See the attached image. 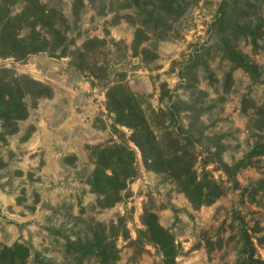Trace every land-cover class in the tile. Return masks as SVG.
<instances>
[{
  "label": "rangeland",
  "instance_id": "374dc122",
  "mask_svg": "<svg viewBox=\"0 0 264 264\" xmlns=\"http://www.w3.org/2000/svg\"><path fill=\"white\" fill-rule=\"evenodd\" d=\"M132 1L39 0L64 17L56 27L64 43L56 46L38 27L50 42L46 51L0 58L4 82L19 79L26 90L29 79L52 91L51 98L24 97L25 119L0 120V250L28 248L26 264H104L97 255L103 242L114 248L105 264H161L141 221L150 212L174 238L175 264H242L241 229L264 261V192L256 191L264 182V159H253L235 180L219 161L232 167L264 141L256 124L264 105V40L254 50L228 28L235 14L239 26L263 23L264 0H249L244 8L243 0H171L173 8L165 11ZM24 6L19 0L10 7L11 17ZM29 33L24 28L19 37ZM226 39L257 66L258 78L231 71ZM113 86L141 99L162 150L191 155L198 175L208 172L222 197L195 209L167 173L145 168L131 131L116 125L108 109ZM114 145L134 152L137 175L112 207L102 208V197L89 186L91 149ZM78 244L93 254L74 252Z\"/></svg>",
  "mask_w": 264,
  "mask_h": 264
},
{
  "label": "trees",
  "instance_id": "16d2710c",
  "mask_svg": "<svg viewBox=\"0 0 264 264\" xmlns=\"http://www.w3.org/2000/svg\"><path fill=\"white\" fill-rule=\"evenodd\" d=\"M18 1L5 0L0 4V58L23 60L31 54L46 51L50 47V42L40 36L39 32L36 31L38 27L46 30L51 38L55 39L56 46L64 43L65 38L63 41L59 30L56 28L58 24L63 25L65 23V19L61 14L55 10H48L39 0H25V6L21 13L11 17L10 7L16 5ZM141 1L144 0H133L132 4L137 8H141ZM145 1L149 3L148 6L161 4L163 7L160 8L161 11H165L164 8L170 10L173 8L174 3L171 0ZM241 2H244V5L247 3L246 6L242 5V8L250 5L249 0ZM225 5H228V3H225ZM154 14L156 13L153 12L150 18H153ZM238 17L235 14L233 22L231 21L232 25H228L232 36L235 39L240 37L248 40L253 49L257 50L259 42L264 40V22H256L255 25L249 22L239 26L235 21ZM220 19L222 25L228 22L225 12L220 16ZM24 28L30 29V33L27 38H20L19 33ZM229 44V39H226L224 41L225 57L232 65L231 71L241 69L252 78H258L260 73L257 66L250 64ZM230 78L231 73L227 75V79ZM17 82V84L12 85L0 78V120L16 121L25 119L27 110L23 100L27 94L34 99L51 98L52 96L50 88L32 80L27 79L25 81L24 85H28L26 90H23L21 80L18 79ZM106 99L109 111L114 114V123L131 131V142L138 148L146 169L167 173L195 209L211 205L222 197V187L216 183L208 172L204 170L200 176L198 175L191 155L183 153L179 156L165 153L162 150L160 143L151 130L149 120L142 108L141 99L123 86L111 87L106 93ZM257 115L256 124L258 129L263 130L264 105L257 109ZM91 154L94 159V170L89 180L90 189L97 196L102 197L100 201L102 208H110L119 200V194L127 189L128 183L137 175L135 154L127 146L120 145L97 146L91 149ZM256 158L264 159V141L256 145L242 161L232 167L224 164L221 160L219 161L225 174L230 179L235 180L236 174L242 169L251 167L253 165L251 161ZM235 185H238L237 182ZM256 191L264 192L263 181L259 182ZM249 196L251 202H254V195L250 193ZM141 221L146 230L144 235L147 241L162 256L161 264H175L178 256L177 246L172 234L159 224L157 215L145 212ZM239 239L242 264H264V261L256 258V249L246 230H240ZM76 246L74 252L78 253V251L85 250L90 254L94 252L90 246L85 248L79 244ZM111 250H114V248L108 245L104 246L103 242L97 244V255L104 264L109 261ZM28 257L29 250L22 245L0 250V264H26Z\"/></svg>",
  "mask_w": 264,
  "mask_h": 264
}]
</instances>
